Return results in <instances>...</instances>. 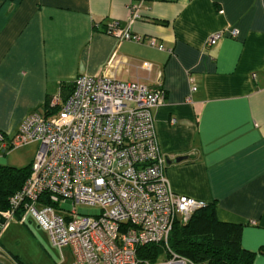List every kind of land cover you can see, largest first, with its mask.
Listing matches in <instances>:
<instances>
[{
	"label": "crops",
	"instance_id": "0c3cea01",
	"mask_svg": "<svg viewBox=\"0 0 264 264\" xmlns=\"http://www.w3.org/2000/svg\"><path fill=\"white\" fill-rule=\"evenodd\" d=\"M112 23L144 42L107 35ZM231 30L239 36L207 45ZM80 76L165 90L153 111L162 153L188 157L166 169L172 190L215 204L264 264V0H0V166L22 121ZM0 264H15L2 245Z\"/></svg>",
	"mask_w": 264,
	"mask_h": 264
},
{
	"label": "built area",
	"instance_id": "2783aa9c",
	"mask_svg": "<svg viewBox=\"0 0 264 264\" xmlns=\"http://www.w3.org/2000/svg\"><path fill=\"white\" fill-rule=\"evenodd\" d=\"M138 9L132 4L133 20ZM105 33L144 42L118 23ZM227 34L235 39L240 33H215L207 45L216 46ZM147 42L173 53L153 38ZM145 67L150 71V64ZM192 91H197L194 84ZM165 100V90L139 81L80 76L69 97L52 99L48 113L29 114L9 149L40 147L23 188L10 199L9 209L0 208V250L9 224L32 217L63 258L65 249L71 251L74 264H194L175 254L169 241L176 224H188L208 204L177 195L166 177L167 158L153 115ZM4 145L0 131V148ZM63 203L101 207L102 213L80 216L75 208L63 210ZM150 245L163 246V255L154 263L139 260V248Z\"/></svg>",
	"mask_w": 264,
	"mask_h": 264
},
{
	"label": "trees",
	"instance_id": "16d2710c",
	"mask_svg": "<svg viewBox=\"0 0 264 264\" xmlns=\"http://www.w3.org/2000/svg\"><path fill=\"white\" fill-rule=\"evenodd\" d=\"M73 88L74 84L64 98L71 95ZM49 108L50 105L43 107L44 114ZM30 171L31 164L22 169L0 166L1 209H9L10 199L23 188ZM242 231L241 225L220 222L215 204H208L196 212L188 224L174 226L169 246L175 254L194 264H253L256 254L242 248ZM163 248L160 245L140 247L138 259L157 262L163 255Z\"/></svg>",
	"mask_w": 264,
	"mask_h": 264
},
{
	"label": "rangeland",
	"instance_id": "374dc122",
	"mask_svg": "<svg viewBox=\"0 0 264 264\" xmlns=\"http://www.w3.org/2000/svg\"><path fill=\"white\" fill-rule=\"evenodd\" d=\"M44 112L42 110V114ZM51 120L54 119L51 117ZM39 147L36 143L10 150L3 155L9 157L11 165L7 167L22 169L29 166V160L35 156ZM61 208L69 212L75 208L78 215L86 217H95L102 213V208L97 206L63 203ZM1 245L10 261L15 264H74L71 251L65 249L63 258L53 245L50 235L32 217L26 223L18 219L11 222L2 237Z\"/></svg>",
	"mask_w": 264,
	"mask_h": 264
},
{
	"label": "water",
	"instance_id": "95a60500",
	"mask_svg": "<svg viewBox=\"0 0 264 264\" xmlns=\"http://www.w3.org/2000/svg\"><path fill=\"white\" fill-rule=\"evenodd\" d=\"M187 159H188V157H179V158L175 159L174 161H172L169 158H167L166 159L167 160V167L172 165L173 163H176V164L177 163H181V162H183V161H185Z\"/></svg>",
	"mask_w": 264,
	"mask_h": 264
}]
</instances>
